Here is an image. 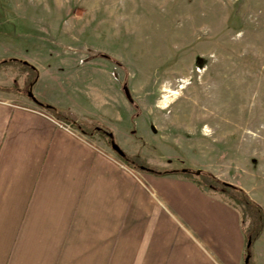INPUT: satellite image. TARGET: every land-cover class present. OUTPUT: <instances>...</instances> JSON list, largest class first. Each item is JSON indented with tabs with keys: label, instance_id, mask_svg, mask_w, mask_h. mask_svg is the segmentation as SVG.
<instances>
[{
	"label": "crops",
	"instance_id": "crops-1",
	"mask_svg": "<svg viewBox=\"0 0 264 264\" xmlns=\"http://www.w3.org/2000/svg\"><path fill=\"white\" fill-rule=\"evenodd\" d=\"M75 1L96 18L104 0ZM54 2L63 10L71 0ZM44 33L53 40L27 39L43 50L27 58L32 93L57 116L0 94V264H244L233 205L184 175L132 170L77 128L96 123L130 142V102L109 62L75 59L91 44L58 26ZM252 250V263L264 264V227Z\"/></svg>",
	"mask_w": 264,
	"mask_h": 264
},
{
	"label": "rangeland",
	"instance_id": "rangeland-1",
	"mask_svg": "<svg viewBox=\"0 0 264 264\" xmlns=\"http://www.w3.org/2000/svg\"><path fill=\"white\" fill-rule=\"evenodd\" d=\"M43 2L0 0V60L33 66L27 58L43 50L27 39L53 40L39 34L51 26L69 31L92 45L73 50L75 59L109 62L122 93L124 85L129 90L136 106L130 104L131 141L118 144L103 128L122 152L156 171L210 173L264 206V0H104L96 18L79 1L63 10ZM29 78L21 63L0 65V94L27 98ZM96 127L83 126L112 151ZM211 191L244 210L220 189Z\"/></svg>",
	"mask_w": 264,
	"mask_h": 264
},
{
	"label": "trees",
	"instance_id": "trees-1",
	"mask_svg": "<svg viewBox=\"0 0 264 264\" xmlns=\"http://www.w3.org/2000/svg\"><path fill=\"white\" fill-rule=\"evenodd\" d=\"M100 57L114 61L113 59L109 58L108 56L104 54H100ZM8 63H21L23 66L27 67L30 70V73L32 74V78L27 79L28 84H27V90L25 94L39 108L43 109L44 111L48 113H52L55 116H57L56 111L54 110V108H52V106L41 102L32 93V87L37 79V70L33 66L28 64L27 62L20 61L15 58L0 60V65L8 64ZM125 87L126 86L124 85L123 88ZM128 101L136 109V106L132 98H129ZM77 128L86 135H92L91 132L86 131L83 128V126L80 124H77ZM95 130L98 132L100 131L103 132L102 134L108 138L110 146L111 144L116 145L114 143L113 135L111 132L102 130L100 127H96ZM119 158L121 159L123 163H125L126 165L130 166L133 169H137L138 171H141V172H148L156 176H163L167 174H182L192 179V181L196 183L198 186H203L210 190L220 189V192L226 194L234 203H236L237 205L243 206L244 210L240 209L239 213H240L241 222H242V226L244 230V236H245L244 264H253L252 263L253 262L252 245L254 241L259 237V235L261 234L263 230L264 208L261 205L257 204L256 202H254L253 200H251L242 189L236 186H233L229 183L219 181L210 173H204L199 170L182 169V170L156 171L142 164L141 161L138 159V157L128 156L124 152L119 156ZM191 176H194V178ZM245 216L247 217L245 218ZM245 219H249L248 227L246 229H244V223L246 222Z\"/></svg>",
	"mask_w": 264,
	"mask_h": 264
},
{
	"label": "water",
	"instance_id": "water-1",
	"mask_svg": "<svg viewBox=\"0 0 264 264\" xmlns=\"http://www.w3.org/2000/svg\"><path fill=\"white\" fill-rule=\"evenodd\" d=\"M123 91H124V94H125V96H126L127 99L131 98L130 93H129V90H128L127 87L123 88ZM111 149L118 156H120L123 153L122 150L120 149V147L118 145L111 144Z\"/></svg>",
	"mask_w": 264,
	"mask_h": 264
}]
</instances>
